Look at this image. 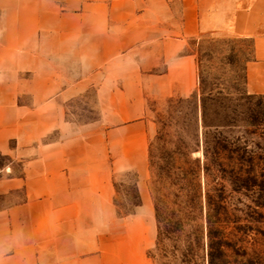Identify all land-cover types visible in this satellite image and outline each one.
I'll use <instances>...</instances> for the list:
<instances>
[{
    "label": "crops",
    "instance_id": "crops-1",
    "mask_svg": "<svg viewBox=\"0 0 264 264\" xmlns=\"http://www.w3.org/2000/svg\"><path fill=\"white\" fill-rule=\"evenodd\" d=\"M207 33L252 41L246 90L264 95V0H0V196L24 193L0 208V264H151L147 96L195 91ZM91 88L102 114L78 124L66 101ZM121 171L141 196L125 217Z\"/></svg>",
    "mask_w": 264,
    "mask_h": 264
},
{
    "label": "rangeland",
    "instance_id": "rangeland-1",
    "mask_svg": "<svg viewBox=\"0 0 264 264\" xmlns=\"http://www.w3.org/2000/svg\"><path fill=\"white\" fill-rule=\"evenodd\" d=\"M190 50L195 91L147 96V185L156 226L148 257L151 264H264V95L248 93L245 85L252 41L207 33L192 39ZM66 105L78 124L102 114L93 88ZM10 161L0 154V167ZM21 164L13 163L17 173ZM137 181L132 171L113 175L121 216L141 203ZM23 197V191L0 196V208Z\"/></svg>",
    "mask_w": 264,
    "mask_h": 264
},
{
    "label": "trees",
    "instance_id": "trees-1",
    "mask_svg": "<svg viewBox=\"0 0 264 264\" xmlns=\"http://www.w3.org/2000/svg\"><path fill=\"white\" fill-rule=\"evenodd\" d=\"M208 95H206V93L204 91H202V106H203V115H204V122L205 125L208 126V124L206 123V101H207Z\"/></svg>",
    "mask_w": 264,
    "mask_h": 264
}]
</instances>
